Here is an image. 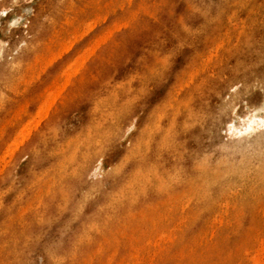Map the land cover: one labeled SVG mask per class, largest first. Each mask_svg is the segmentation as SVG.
<instances>
[{
  "label": "rangeland",
  "instance_id": "rangeland-1",
  "mask_svg": "<svg viewBox=\"0 0 264 264\" xmlns=\"http://www.w3.org/2000/svg\"><path fill=\"white\" fill-rule=\"evenodd\" d=\"M96 1L0 0V264H260L264 0Z\"/></svg>",
  "mask_w": 264,
  "mask_h": 264
},
{
  "label": "bare ground",
  "instance_id": "bare-ground-1",
  "mask_svg": "<svg viewBox=\"0 0 264 264\" xmlns=\"http://www.w3.org/2000/svg\"><path fill=\"white\" fill-rule=\"evenodd\" d=\"M97 1H98V0H97ZM97 1H96V2H97ZM104 1H106V0H104ZM107 1H108V0H107ZM107 1H106V2H107ZM111 1H112V0H111ZM111 1H110V2H111ZM115 1H117V0H115ZM118 1H119V0H118ZM118 1H117V2H118ZM123 1H124V0H123ZM129 1H130V0H129ZM134 1H135V0H134ZM134 1H133V6H134V3L136 2V1H135V2H134ZM141 1H142V0H141ZM148 1H150V0H148ZM113 2H114V1H112V3H113ZM119 2H120V4H121V0H120ZM142 2H143V1H142ZM142 2H141V3H142ZM146 2H147V1H146ZM160 2H162V1H160ZM108 3H109V1H108ZM108 3H107V5L110 4V3H109V4H108ZM114 3H115V2H114ZM122 3H123V2H122ZM94 4H95V3H94ZM105 4H106V3H105ZM142 4H143V3H142ZM144 4H146V3H144ZM107 5H106V6H107ZM112 5H114V4H112ZM122 5H123V4H122ZM131 5H132V4H131ZM150 5H151V4H150ZM150 5H149V6H150ZM160 5H161V3H160ZM117 6H118V5H117ZM117 6H116L115 8H117ZM146 6H147V5H145V7H143V6H142V7H143V8H146ZM149 6H148V8H149ZM104 7H105V5H103V7H102L99 11H104ZM107 7L110 8V5L107 6ZM111 7H112V6H111ZM118 7H119V6H118ZM128 7H131V8H132V6H129V5H128ZM128 7H127V8H128ZM136 7H137V6H136ZM136 7H135L134 9H136ZM138 7H139V4H138ZM138 7H137V9H138ZM150 7H151V6H150ZM154 7H155V6H154ZM108 8H106V10H105L104 12H106ZM121 8H122V6H121ZM125 9H126V8H125ZM141 9H142V8H141ZM108 10H109V9H108ZM130 10H131V9L129 8V10L126 11V15L132 13V10H131V11H130ZM150 10H151V8H150ZM110 11H112L111 8H110ZM128 11H130V13H129ZM133 11H134V10H133ZM107 12H108V11H107ZM121 12H122V11H121ZM127 12H128V14H127ZM117 13H118V12H117ZM123 13H125V11H124ZM135 13H136V11H135ZM101 14H102V13H101ZM118 14H121V13H118ZM89 16H90V15H89ZM89 16H88V17H89ZM119 16H120V15H119ZM95 17H97V16H95ZM102 17H103V16H102ZM122 17H125V16H123V14H122ZM98 18H100V16H99ZM119 18H120V17H119ZM119 18L116 19V21H114V22H118L117 20H119ZM85 19H86V18H85ZM114 19H115V18H114ZM114 19H113V20H114ZM88 20H89V19H88ZM91 20H94V19L91 18L90 21H91ZM97 20H98V19H97ZM97 20H95V21H97ZM103 20H105V18H103ZM90 21H89V22H90ZM95 21H94V24H93V25H95ZM83 22H84V21H83ZM89 22L87 21L86 24H90V26H91V22H90V23H89ZM112 22H113V21H112ZM92 23H93V22H92ZM86 24H85V25H86ZM97 24H98V22H97ZM114 24H115V23H114ZM128 24H129V23H128ZM80 25H82V24L80 23ZM86 26L89 27V25H86ZM86 26H83V28H84V27L86 28ZM109 26H110V24H109ZM112 26H114V25L112 24ZM112 26H110V27L113 28ZM80 27H82V26H80ZM91 27H92V26H91ZM92 28H93V27H92ZM111 28H110V29H111ZM119 28H120V27H119ZM119 28H118V29H119ZM80 29H81V28H80ZM87 29H88V28H87ZM89 29H90V27H89ZM85 30H86V29L82 30L83 32H85V33L82 32L83 35L86 34V32H88V31H85ZM90 30H91V29H90ZM104 30H105V29H104ZM78 31H79V30H78ZM107 31H109L108 34L110 33V34L112 35V32H110L109 29H108ZM107 31L102 32V33H103V34H104V33L106 34ZM151 31H152V30H151ZM100 32H101V31H100ZM152 32H153V31H152ZM70 33H71V32H70ZM65 34H66V33H65ZM80 34H81V33H80ZM80 34H79V36L82 37L83 35H82V34L80 35ZM108 34H107V35H108ZM72 35H73V34H72ZM107 35H104V36H107ZM111 35H108V36H111ZM65 36H66V35H65ZM98 36H99V35H98ZM100 36L103 37V38L99 37V39H98V37H97L98 41H96L95 39H94V40H95L96 42H101V41H100V38L105 40V37L102 36V34H101ZM108 36H107V37H108ZM68 37H69V36H68ZM68 37H67V38H68ZM94 37H95V36H94ZM70 38H71V37H70ZM95 38H96V37H95ZM72 40H73V39H72ZM94 40H93V42H92V40H91L92 43L89 42V44H90V46H88L89 48H88L87 46H86L85 48H88V49H90V50L93 49V48L96 49L95 47H93L94 45H93V46L91 45V44H96V42L94 43ZM111 40H112V39H111ZM64 42H65V41H64ZM64 42H63V45H64V44L66 45V43H64ZM66 42L68 43V42H70V41H66ZM73 42H74V41H72V44H73ZM70 43H71V42H70ZM70 43H68V44H70ZM72 44H70V46H71ZM98 44L100 45V43H98ZM98 44H96V45H98ZM101 44H102V43H101ZM87 45H88V44H87ZM212 45H213V44H212ZM218 45H219V44H218ZM70 46H69V47H70ZM91 46H92V47H91ZM90 47H91V48H90ZM98 47H99V46H98ZM65 48H66V49H65ZM65 48H64V49L67 50V47H65ZM85 48H84V51H82V52H84V53H86V54H88V55H89V54L91 55V53L93 54L94 51H95L94 49H93L94 51H93V50H92V51L87 50L88 52L90 51V53H87V51H86ZM214 48H215V47H214ZM64 49H63V50H64ZM215 50H216V49H215ZM51 51H52V50H51ZM85 51H86V52H85ZM82 52H81V54H80V57H81L82 61H84V60L86 59V56H85V59H84V58L82 57V56H83V55H82V54H83ZM215 52H216V51H215ZM52 53H53V52H52ZM59 53H60V52H59ZM53 55H55V54H53ZM77 55H78V54H77ZM84 55H85V54H84ZM90 55H89V56H90ZM205 55H206V54H205ZM201 56H202V55H201ZM203 56H204V55H203ZM78 57H79V56H78ZM78 57L76 56L75 61H76V60H79L80 57H79V58H78ZM198 57H199V56H198ZM204 57H205V56H204ZM206 57H207V56H206ZM53 58H54V56H53ZM77 58H78V59H77ZM87 58H88V56H87ZM200 58H201V57H200ZM50 59H52V57H50ZM83 59H84V60H83ZM198 60H199V58L197 59V61H198ZM201 60H202V59H200L199 62H200ZM68 61H70V60H68ZM194 61H196V60H194ZM204 61H205V59H204ZM73 62H74V61H73ZM73 62H71V63H72V66H75L74 64H75L76 62H74V63H73ZM207 62H208V60L206 61V63H207ZM77 63H78V61H77ZM77 63H76V66H77ZM82 63H83V62H82ZM193 63H194V62H193ZM195 63H196V62H195ZM213 63H214V62H213ZM66 64H68V63H66ZM78 64H79V63H78ZM64 65H65V64H64ZM82 65H83V64H82ZM68 66H69V65H68ZM70 66H71V64H70ZM72 66H71V67H72ZM71 67H70V68H71ZM70 68H69V69H70ZM74 68H75V67H73L72 70L70 69V71H72V73L74 72V71H73ZM79 68H81V65L78 67V69H79ZM192 68H194V67L192 66ZM195 68H196V67H195ZM195 68H194V69H195ZM64 69H65V68H64ZM208 69H209V68H208ZM61 71H62V70H61ZM76 71H79V70H76ZM76 71H75V72H76ZM59 73H60V72H59ZM68 73H70V72H68ZM73 74H74V73H73ZM187 74H188V73H187ZM187 74H184V75H187ZM184 75H183V76H184ZM68 76H69L68 78H70V77H71V73H70V75H68ZM187 76H188V75H187ZM58 77H59V76H58ZM58 77L55 79V80H57V81H54L55 83H57L58 81H59V82H62L61 80H63V78L61 79V77H60L61 80H58ZM200 78H201V77H200ZM64 80H65V79H64ZM185 80H186V79H185ZM68 81H69V80H66V82H65V83L63 82V83L66 84ZM197 81H198V80H197ZM59 82H58L57 85L60 86ZM68 83H69V82H68ZM64 84H63V86L65 87ZM52 85H53V84H52ZM179 85H180V84H178V86H179ZM59 86H58L57 88H56L55 86H53L54 90H53V89H52L51 91L49 90V92H51V94H52V91H54V92L57 91L55 94L58 95L57 93H58L59 90H60L59 92H62V91H61V87H62V90H63L62 83H61L60 88H59ZM178 86H177V87H178ZM46 87H47V86H46ZM51 88H52V87H51ZM51 88H50V89H51ZM58 88H59V89H58ZM142 90H143V89H142ZM44 91H45V90H44ZM175 91H176V90H175ZM188 91H189V90H188ZM211 91H212V90H211ZM49 92H48V93H49ZM48 93H47V94H48ZM44 94H45V93H44ZM47 94H45V96L48 97ZM53 94H54V93H53ZM53 94H52V96L54 97ZM59 94H60V93H59ZM56 95H55V96H56ZM214 95H215V94H214ZM34 96H35V95H34ZM52 96H51V97H52ZM59 96H60V95H59ZM37 97H38V95H37ZM40 97H41V96H40ZM40 97H39V98H40ZM47 97H46V98H45V97H43V98L41 97V98L45 100V99H47ZM57 97H58V96H57ZM48 99H50V97H49ZM48 99H47V100H48ZM47 100L45 101L46 104H47V102H48ZM53 100H54V98H53ZM42 101H43V100H42ZM42 101H41V102H42ZM45 102H42V103H41V104L43 105V108H44V109L42 108V111L45 110V107H44ZM50 102H51V101H50ZM52 102H53V101H52ZM205 102H206V101H205ZM48 103H49V102H48ZM180 103H181V102H180ZM49 104H50V103H49ZM49 104H47V106H49ZM42 105H40V103H39V106H42ZM45 106H46V105H45ZM47 106H46V108H47ZM62 106H63V105H62ZM50 107H51V105L49 106V108H48L47 110L51 109ZM39 108H40V107H39ZM37 110H38V109H37ZM37 110H36V111H37ZM38 111H40V110H38ZM173 111H174V110H173ZM46 112H47V111L45 110V111H44V114H45ZM40 113H41V112H40ZM173 113H174V112H173ZM27 114H29V113H27ZM36 114H37V112H36ZM36 114H35V115H36ZM41 115H43V114H41ZM45 115H46V114H45ZM45 115H44V116H45ZM38 117H39V116H38ZM41 117H42V116H41ZM41 117H39V118H41ZM33 118H34V117H33ZM33 118H31V120L29 119V121H26V122H27V125L25 124L24 126H27V127H28L29 124H31V122L33 123ZM47 118H48V117H47ZM37 120H38V119L34 120V123H33V124H36L35 121H37ZM111 121H113V120H111ZM38 122H40V121H38ZM38 122H37V124H38ZM28 123H29V124H28ZM31 125H32V124H31ZM31 125H30V126H31ZM263 125H264V117L259 116V115H254V114L249 115V116L246 118V120H244L243 122H241V123L238 124V125L230 124V127H229L230 130H229V132H232V133L235 134V135H240V134L242 135V134H244V136H241L239 139L236 140V142H237V143H236V144H237V147L239 148L238 150H239L241 153H243L244 155H247V156H248V155H250V154L255 153V151H258V150H260V149L263 147V145H264V136H263V134H262V131L259 130V127H260V126H263ZM22 126H23V124H22ZM24 126L21 127L20 129L24 128ZM32 126H33V125H32ZM32 126H31V127H32ZM31 127L27 128V130L30 129V131H31ZM263 127H264V126H263ZM35 128H36V127H35ZM35 128H34V129H35ZM15 129H16V128H15ZM25 129H26V128H25ZM18 130H19V129H18ZM27 130H25L26 132H23V130H21L23 137L25 136L26 133H30V132H27ZM15 131H16V130H15ZM19 131H20V130H19ZM19 131H17L18 134H17L16 138L19 137V134H21ZM110 132H111V131H110ZM23 133H24V134H23ZM103 134H104V133H103ZM22 135H21V136H22ZM149 136H150V133H149ZM150 137H151V136H150ZM13 138H14V137H13ZM21 139H22V138H21ZM21 139H20V141H22L24 138H23L22 140H21ZM196 139H197V138H196ZM13 140L15 141V138H14ZM18 140H19V139H18ZM18 140H17V142H16V141H15V142L12 141V142H13L14 144H15V143L18 144ZM10 142H11V141H10ZM10 142H9L8 144H11V143H12V142H11V143H10ZM13 143H12V145H14ZM17 144H16V145H17ZM20 144H21V142H20ZM16 145H14V147H15ZM18 145H19V144H18ZM7 146H10V145H7ZM5 148H6V147H5ZM7 148H8V147H7ZM10 148H13V147L11 146V147H9V149H10ZM86 148H87V147H86ZM138 148H139V147H138ZM9 149H7V150H9ZM7 150H6V152H7ZM11 150H13V149H11ZM15 150H16V149H15ZM63 151H64V150H63ZM6 152H5V154H3V155H5V157H6L7 155H9V153H6ZM8 152H9V151H8ZM58 152H59V151H58ZM3 153H4V152H3ZM12 153H13V152H12ZM6 154H7V155H6ZM70 154H71V153H70ZM72 154L74 155V154H75V151H74V153L72 152ZM3 155H1V156H2V159H5V158L3 157ZM11 155H12V154H10V156H11ZM70 156H72V155H70ZM70 158H72V157H70ZM127 158H128V157H127ZM0 159H1V158H0ZM2 159H1V160H2ZM8 159H10V157H9ZM64 159H65V158H64ZM67 159H68V158H67ZM71 160H72V159H71ZM3 161H4V160H3ZM1 162H2V161H1ZM202 162H203V161H202ZM205 162H206V161H205ZM5 163H6V162H5ZM5 163H4V164H5ZM61 163H62V162H61ZM224 163H225V162H224ZM237 163H238V162H237ZM218 164H219V163H218ZM0 165H1V164H0ZM61 166H62V165H61ZM203 166H204V165H203ZM3 167H4V165H3ZM3 167H1V170L3 169ZM200 168H201V167H200ZM207 168H208V167H207ZM208 169H209V168H208ZM217 169H218V168H217ZM212 170L216 171V168H213ZM218 172H219V171H218ZM222 172H223V171H222ZM222 172H221V173H222ZM248 172H250V171H248ZM213 173H214V172H213ZM219 174H220V173H219ZM223 174H224V173H223ZM223 174H221V176H223ZM263 174H264V173H263ZM254 175H255V174H254ZM219 177H220V176H219ZM174 181H175V180H174ZM260 182H261V181H260ZM199 187H200V186H199ZM201 187H202V186H201ZM255 207H256V206H255ZM180 208H181V207H180ZM260 208H261V207H260ZM170 209H172V208H170ZM165 213H166V212H165ZM225 213H226V212H225ZM217 214H218V213H217ZM225 215H226V214H225ZM158 216H159V215H158ZM158 216H157V217H158ZM180 217H181V216H180ZM219 217H221L220 214H219ZM178 219H179V218H178ZM218 219H219V218H218ZM149 220H150V218H149ZM213 220H214V219H213ZM213 220H212V221H213ZM227 220H228V219H227ZM142 221H143V220H142ZM212 221H211V222H212ZM216 221H217V220L215 219V222H216ZM179 222H181V221H179ZM182 222H183V220H182ZM213 223H214V221H213ZM220 223H221V221H220ZM153 224H154V223H153ZM211 225H212V224H211ZM163 227H164V226H163ZM215 227H216V226H215ZM173 229H174V228H173ZM175 229H176V228H175ZM164 231H165V230H164ZM170 231H171V230H170ZM159 232H160V231H159ZM161 235H163V234H161ZM263 235H264V234H263ZM164 236H166L165 232H164L163 238H164ZM143 237H144V235H143ZM197 237H198V236H197ZM262 237H263V236H262ZM132 238H133V237H132ZM134 238H135V237H134ZM160 238H162V237H160ZM173 239H174V238H173ZM260 240H263V239L260 238ZM155 241H156V239H155ZM157 241H158V239H157ZM193 241H194V240H193ZM148 242H150V240H148ZM200 242H201V241H200ZM145 243L148 244L147 242H145ZM145 243H144V245H145ZM194 243H195V242H194ZM259 243H262V241H260ZM154 244H155V242H154ZM162 244H163V243H162ZM252 245H253V244H252ZM263 245H264V244H263ZM263 245L261 244V246H263ZM128 247H129V246H128ZM143 248H144V246H143ZM262 248H263V247H261L260 249L258 248V250H261ZM258 250H257V251H258ZM263 250H264V248H263ZM263 250H261V251H263ZM148 251H149V250H148ZM255 252H256V251H255ZM263 252H264V251H263ZM112 253H113V252H112ZM153 253H154V252H153ZM257 253H259V252H257ZM257 253H255L254 255H256ZM130 254H131V253H130ZM259 254H261V253H259ZM110 255H112V254H110ZM254 255H252V256H250V257H253ZM132 256H134V255H132ZM132 256H130V257H132ZM135 256H136V255H135ZM138 256H139V255H138ZM262 256L264 257V254H263ZM257 257H258V256L253 257V259L256 258V259L253 261L254 264H257V263L259 262V261L257 260ZM260 257H261V256H260ZM109 258H110V257H109ZM126 258H127V257H126ZM135 258H136V257H135ZM145 258H146V257H145ZM213 258H214V257H213ZM258 258H259V257H258ZM261 258H262V257H261ZM261 258H260V260H261ZM128 259H129V258H128ZM249 259H250V258H249ZM253 259H250V260H253ZM96 260H97V259H96ZM256 260H257V262H255ZM99 261H100V260H99ZM126 261H127V260H126ZM129 261H130V260H129ZM203 261H205V260H203ZM261 261H262V260H261ZM94 262H95V260H94ZM134 262H135V261H134ZM238 262H239V260H238ZM262 262H263V263H262ZM262 262H261V263L264 264V259H263ZM58 263H59V262H58ZM132 263H133V262H132ZM261 263H260V264H261ZM127 264H129V263H127ZM133 264H134V263H133Z\"/></svg>",
  "mask_w": 264,
  "mask_h": 264
}]
</instances>
